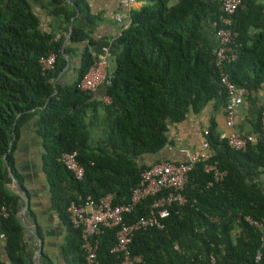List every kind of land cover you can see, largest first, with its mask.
Masks as SVG:
<instances>
[{"label":"trees","instance_id":"16d2710c","mask_svg":"<svg viewBox=\"0 0 264 264\" xmlns=\"http://www.w3.org/2000/svg\"><path fill=\"white\" fill-rule=\"evenodd\" d=\"M50 1L55 4L51 15L64 32L57 37L39 30L26 0H0V206L5 211L0 217V264H31L16 219L19 198L6 187L10 178L22 186L14 152L23 124L30 121L38 137L49 204L65 229L63 261L83 264L79 232L68 219L69 203L105 194L112 195V204L126 202L140 171L156 162H146L144 156L153 157L168 143L169 125L181 123L188 113H198L208 103L223 114L226 100L212 64L213 49L201 32L202 25L213 29L219 25L218 4L142 0L145 4L129 13L128 26L116 38L117 52L104 88L109 103L102 105L107 116L105 144L92 146L85 117L100 102L77 84L93 58L82 43L86 34L70 21L78 12L88 21L87 4L85 0ZM231 29L236 33L232 42L236 58L224 63L223 70L248 97L264 87V0H241L231 15ZM75 44L82 47L74 78L62 84L59 76ZM50 53L54 54L52 68L41 70L39 57ZM259 112L260 108L252 123L254 143L247 142L243 150L228 148L213 122L204 129L207 153L187 174L181 191L184 203L168 208L162 229L137 231L131 238L129 251L142 258L141 264H208L209 256L213 264H253L256 249L264 264V237L245 220L264 225V191L247 180L264 169ZM69 152H75L82 167L80 180L57 161ZM204 164L224 172L221 178L212 181L211 174L202 170ZM23 196L27 198L24 189ZM152 200L138 203L122 216V222L143 216ZM114 230L104 229L97 238L96 258L101 264L116 261L109 253ZM33 232L40 238L35 223ZM38 262L51 264L42 253Z\"/></svg>","mask_w":264,"mask_h":264},{"label":"built area","instance_id":"2783aa9c","mask_svg":"<svg viewBox=\"0 0 264 264\" xmlns=\"http://www.w3.org/2000/svg\"><path fill=\"white\" fill-rule=\"evenodd\" d=\"M115 1L123 9V12H117L113 16V20L119 25L117 37L128 26L129 10L135 0ZM214 1L218 4L221 15L219 16V25L213 29L216 44L212 50V64L216 70L218 84L224 89L226 96L222 109L223 124L228 129L225 140L228 148L243 150L246 143L251 142L253 139L250 136H239L233 131V118L235 108L242 103L246 96V90L235 87L223 70L224 63L233 61L236 58V50L232 44L236 33L231 29V15L241 0ZM90 55L93 61L80 77L77 86L79 90L91 95L98 86L105 88L108 85L112 68L107 55L95 56L92 52H90ZM37 62L41 70H49L53 66L54 54L50 53L39 57ZM262 87V84H260V88ZM261 92L259 127L264 140V87ZM102 103H109L107 96H103ZM203 134H205V131ZM200 150H207L204 139L200 148L188 153L183 162L159 160L141 170L137 185L130 190L128 199L124 203L112 204L111 194H105L96 200L86 196L79 203L70 202L67 207L68 219L70 226L79 232L83 264H101L96 258L97 238L104 229L112 228L115 229L114 242L109 249V253L113 254L116 259L112 264H141L142 258L139 255H132L129 251L133 234L148 228L162 229L164 226L163 221L168 216V208L173 204L181 205L184 203L185 198L181 191L193 164L200 156H203ZM57 161L75 180L81 179L83 170L76 160L75 152L62 153ZM202 170L211 174L212 181L219 180L224 173L218 171L211 164H204ZM149 197L153 200L146 213L132 222L124 224L122 216L128 214L138 203ZM3 216H5V211L0 206V217ZM245 220L249 225L258 229L264 237L263 224L246 217ZM2 238L3 235L0 233V240ZM262 242V237H260V245ZM173 248H175V245ZM208 264H213L211 256L208 257ZM253 264H262L259 249L254 252Z\"/></svg>","mask_w":264,"mask_h":264},{"label":"crops","instance_id":"0c3cea01","mask_svg":"<svg viewBox=\"0 0 264 264\" xmlns=\"http://www.w3.org/2000/svg\"><path fill=\"white\" fill-rule=\"evenodd\" d=\"M31 11L38 19V28L44 32H53L54 37L64 34L57 26L51 15V9L55 6L50 0H26ZM176 0H170L174 3ZM87 4V14L90 19L87 21L84 13L78 12L70 19L73 27L80 29L86 34L83 44L87 46L89 52L95 56L107 55L112 67L113 57L117 52L116 35L119 32V25L113 20V16L123 9L115 0H85ZM145 1L135 0L130 7L131 11L138 10ZM201 32L205 34L209 46L213 49L216 40L213 35V28L202 25ZM67 35H65L66 38ZM81 44L73 45V52L69 53L66 58V64L61 70L59 80L62 84H69L73 78V70L76 68L78 53ZM104 96V87L98 86L91 94L93 100H98L99 105L92 110L86 112L85 121L87 122L88 132L91 137V145L94 146L98 142L100 145L105 144V127L107 125V116L102 110V99ZM262 96L261 91L253 93L243 99L242 103L235 108L233 118V131L239 136H250L253 139L250 143H254L252 132V123L259 108V101ZM97 108L101 112H97ZM99 110V111H100ZM210 122L214 123L215 131L225 137L228 129L223 124V114L220 109L213 110L211 103L206 104L198 113H188L185 120L181 123L171 124L166 132L167 144L161 148L153 157L144 156L146 162L167 160L173 162H181L186 159L188 153L198 150L203 141L204 129ZM95 142L93 143V141ZM23 143L24 147L20 152H14V164L17 173L21 176L22 188L27 193V211L31 213V217L25 214L24 223L29 229H23L22 241L24 245V253L28 262L32 264V258L37 248V239L41 241V253L44 254L51 264H65L63 261L61 245L64 241L65 229L59 220L55 211L49 204V194L43 175L40 171V152L39 140L33 133L31 122L23 124L20 128L17 149ZM18 151V150H17ZM201 151V150H200ZM201 154H206L207 150H202ZM249 182L255 183L262 191H264V169L258 174L247 177ZM8 190H11L8 185ZM22 200L18 199V210L21 208ZM24 212V211H23ZM40 231V238L34 235V223ZM2 241H0V246ZM39 261V256L38 259ZM39 264V262H38Z\"/></svg>","mask_w":264,"mask_h":264},{"label":"water","instance_id":"95a60500","mask_svg":"<svg viewBox=\"0 0 264 264\" xmlns=\"http://www.w3.org/2000/svg\"><path fill=\"white\" fill-rule=\"evenodd\" d=\"M10 187H11V191L18 196L19 199L22 200V205L21 208L17 211L16 213V219L17 222L19 223V225L22 228H25L27 230H29L25 223H24V216H23V211L25 210V208H27V201L25 200L24 196H23V188L21 185L17 184L12 178H10ZM41 241L39 239H37V248H36V252L35 255L32 258V264H38V256L41 253Z\"/></svg>","mask_w":264,"mask_h":264},{"label":"rangeland","instance_id":"374dc122","mask_svg":"<svg viewBox=\"0 0 264 264\" xmlns=\"http://www.w3.org/2000/svg\"><path fill=\"white\" fill-rule=\"evenodd\" d=\"M97 108V112H101V110ZM96 139H94L93 143L95 142ZM24 147L23 143L20 144V147L18 149H16V152H20V150H22V148ZM18 150V151H17ZM10 187V184L8 185ZM11 189V188H10Z\"/></svg>","mask_w":264,"mask_h":264},{"label":"clouds","instance_id":"9594fccd","mask_svg":"<svg viewBox=\"0 0 264 264\" xmlns=\"http://www.w3.org/2000/svg\"><path fill=\"white\" fill-rule=\"evenodd\" d=\"M117 38V37H116Z\"/></svg>","mask_w":264,"mask_h":264}]
</instances>
